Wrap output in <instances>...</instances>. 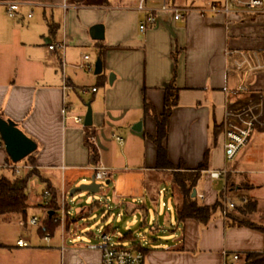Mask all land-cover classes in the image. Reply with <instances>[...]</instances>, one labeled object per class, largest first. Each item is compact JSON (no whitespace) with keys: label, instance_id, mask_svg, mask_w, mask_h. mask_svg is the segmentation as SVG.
I'll return each instance as SVG.
<instances>
[{"label":"crops","instance_id":"0c3cea01","mask_svg":"<svg viewBox=\"0 0 264 264\" xmlns=\"http://www.w3.org/2000/svg\"><path fill=\"white\" fill-rule=\"evenodd\" d=\"M14 1L32 4L31 13L34 7L39 8L40 16L31 14L28 18L27 11L19 22L2 25L0 115L15 122L36 143L32 167L52 185L50 178L59 175V183L53 185L58 191L63 185L70 190L77 181L91 178V168L103 167L110 171L109 183L115 182L112 191L118 203L137 198L141 208L148 201L156 205L154 196L160 193L162 184L171 180L172 171L155 169V147L148 139L155 134V118L143 114V103L147 102L159 116L163 90L170 83L179 93L163 145L174 166L183 162L189 170L200 165L206 153V170L224 168L226 114L247 101L264 99V70L246 74L226 70V51L230 49L256 50L264 56L262 15L246 14L231 5L227 13L190 12L173 20L170 14L157 11L164 0H145L147 11L156 16L157 22L140 32L138 26L144 13L137 10L139 0ZM168 1L181 8L224 3ZM5 2L8 0H0V5ZM49 24L56 26L55 31L49 32ZM93 26L102 27V40L90 37ZM62 42L63 50L48 49V45ZM99 48L103 49L100 59ZM84 55L89 57L91 71L80 67ZM96 62L100 63L99 73H95ZM111 75L113 81L109 84ZM87 106L92 115L89 127L83 126ZM74 117H80L82 124H76ZM138 122L140 131H135L133 127ZM113 135L122 138V144ZM114 141L124 150L112 148ZM8 161L0 149V169ZM228 168L230 172L222 176L218 187L201 173L195 186L196 193L204 196L197 199L200 204L211 206L222 200L231 185L234 194L254 188L250 177L264 175V128L255 130L251 141ZM115 174L117 178L126 174V182L115 181ZM170 187L171 181L162 190L163 195L166 191L170 197ZM170 199L177 202L175 196ZM31 205L44 212L40 196ZM128 205L130 210L134 208L127 202L126 211ZM235 208L229 215L238 216ZM253 214L250 222L260 224ZM71 216L72 223L67 221L64 225L63 243L59 227L58 238L51 236L47 253L55 255L58 264H101L100 252L88 250V243L76 229L70 232L77 218ZM165 218L166 225L156 224L154 229H159V234H171L168 238L139 242L146 251L144 264H223L233 254H238L240 264L246 253L264 252V234L231 226L220 211L212 215L206 226L191 219L174 220L173 225L167 215ZM18 240L27 246L18 247ZM13 247L15 250L11 251L25 257L23 264H41L33 257L46 252L21 238Z\"/></svg>","mask_w":264,"mask_h":264},{"label":"rangeland","instance_id":"374dc122","mask_svg":"<svg viewBox=\"0 0 264 264\" xmlns=\"http://www.w3.org/2000/svg\"><path fill=\"white\" fill-rule=\"evenodd\" d=\"M14 0H8L11 2ZM51 9H47V12H50ZM30 11L29 7H22L19 9V16L14 18H9L5 12L4 6L0 5V34L2 25H6L7 22L16 23ZM33 17L37 18L40 16L39 8L34 7L31 13ZM50 14V13H49ZM18 15V14H17ZM59 23L62 22L59 21ZM87 55L90 53L87 51ZM115 142V141H114ZM112 142V148H115L120 151L119 145ZM122 151L124 148L121 149ZM2 152L6 155L4 149ZM7 156V155H6ZM27 163V158L18 162L16 165L21 166L22 164ZM22 173L20 176L14 175L10 170L0 169V176H4L7 179L14 181L18 177L23 176ZM113 179L118 180L119 183H125L127 180V175H122L120 178H117L115 174ZM251 183L254 185L252 189H242L239 193L234 194L231 191H234V186L231 185L226 189V199L231 201L234 205H240V199L238 195H244L246 197L255 199L257 201V210L253 214L255 220H257L261 225H264V175H252L250 177ZM53 185H57L60 181V176L56 175L55 177L50 178ZM90 178H86L84 182L77 181L74 187H77L83 183H88ZM171 180H168L165 185L162 184V190L170 183ZM100 185L99 191L95 194H90L86 192H78L73 196L69 197L67 194V204L70 206V212L73 216L77 217L74 221V226L70 229V232H73L75 229L79 233L80 238L84 243H91L89 237L90 233H96L100 231H107L112 234L113 239L117 240L121 238L128 231L137 238L140 243L147 241L149 238L157 237L166 239L171 234H159V229H154L156 224L160 226L166 225L167 215L171 223L174 225L173 218V204L176 203L170 199L169 196L163 195V191L156 193L154 196L155 204H150L148 201L146 206L141 208V202L137 198H128L125 200V203H129L134 206L133 209L129 211L125 210L124 204L118 201L114 197V192L112 191L114 187L113 181L108 184H105V181L96 182ZM43 183L40 181L38 176H32L27 182L26 192L28 194L30 206L26 210L25 219L23 220L22 215H0V264H23L25 257L19 255V253L11 251L14 249L15 241L18 238L23 240H29L30 243L35 244L40 247V250L46 251L39 257H33L34 261H37L41 264H58V258L51 254L47 253L49 250L48 247H51V243H46L42 236L39 234V228L41 225V220L43 218V211L39 206L33 207L31 202L38 198L41 195ZM153 197V196H152ZM177 200V196H175ZM97 204V205H93ZM93 205L92 210L87 213L88 208ZM145 210V211H144ZM236 210V209H235ZM231 212L232 210L229 209ZM80 213L83 215L80 217ZM219 214V210L216 212V215ZM250 214V215H252ZM35 215L39 218V223L36 226H29L28 222L30 218ZM246 215L244 218L247 221H250L249 216ZM145 218V222L143 219ZM19 221L21 224H19ZM159 228V227H158ZM59 231L57 230L54 233V237L58 238ZM119 243L126 246L127 242L118 240ZM6 245L7 247H4ZM15 250V249H14ZM26 260V259H25Z\"/></svg>","mask_w":264,"mask_h":264},{"label":"built area","instance_id":"2783aa9c","mask_svg":"<svg viewBox=\"0 0 264 264\" xmlns=\"http://www.w3.org/2000/svg\"><path fill=\"white\" fill-rule=\"evenodd\" d=\"M145 0H139L137 4V10L144 13L143 18L139 22L138 30L144 32L148 28L153 27L157 18L152 12H148L145 4ZM233 5L235 8L240 9L246 14L262 15L264 16V0H224L223 6L216 4H209L204 8H190V7H178L168 0H164L158 7L157 11L170 14L173 20H179L183 18L185 14L190 12H197L199 14L205 13H217L223 11L227 13L229 7ZM5 11L9 18H14L19 9L22 6L31 7L30 3H23L18 1L5 2ZM27 17H31V11L27 14ZM58 48L63 50L64 42L53 45H48L50 51ZM88 71L92 70L89 63V57L84 55L80 65ZM226 70L246 73H256L264 70V56L259 51L249 50H234L230 49L226 51ZM93 89L92 91H94ZM227 119L225 120V129L223 132V155L225 166L221 170H204L202 171L210 180L214 182V186L218 187L219 182L224 174L230 172L228 166L232 164L240 151L244 149L257 128H264V99L262 97L254 101H247L244 104L239 105L237 108L230 110L226 114ZM76 124H82L80 117H74ZM113 138L119 144H122V138L113 135ZM0 149H3V144L0 140ZM17 163L8 161L1 166L2 169L10 170L14 175L20 176L22 173H27L33 169L28 164H22L17 166ZM95 182L108 181L110 179V171L103 167L91 168ZM67 194L69 190L64 189V185L59 191V206L58 209L53 213L54 222H58L61 228V242L63 243V229L67 221L72 223V216L70 213V206L67 204ZM197 199H203L202 194L195 195ZM50 193L48 190L43 189L40 195V203L44 208L43 217L48 212V204L50 202ZM222 208L220 213L223 217H227L230 213L229 209L233 210L235 205L226 199V196L221 200ZM241 203H246V199L242 198ZM39 223V218L33 216L30 218L28 225L36 226ZM51 236L46 234L43 240L48 243ZM122 238V237H121ZM120 237L115 240L112 234L107 231H100L96 233H90L91 243L86 245L88 250H97L100 252L101 264H144V255L140 250H133L128 245L124 246L118 242ZM18 247H26L27 243L22 240L16 242ZM64 249L62 244L61 250ZM239 261L238 254H233L229 260L223 262V264H237Z\"/></svg>","mask_w":264,"mask_h":264},{"label":"trees","instance_id":"16d2710c","mask_svg":"<svg viewBox=\"0 0 264 264\" xmlns=\"http://www.w3.org/2000/svg\"><path fill=\"white\" fill-rule=\"evenodd\" d=\"M48 29L49 32H53L56 26L49 24ZM102 55L103 49L99 48L98 59H100ZM163 93V107L159 116H156L154 109L147 102L144 101L143 103V114L152 115L155 118V134L153 137H148L155 147V169L172 171L171 187L167 191H169L170 197L177 196V202L173 204L174 220L176 222H184L191 219L201 226H206L212 215L222 208L220 199L216 200L213 205L206 206L200 204L196 197H191L192 191L195 189L202 171L207 169V153L205 154L204 161L193 170L187 169L183 162H179L177 166H174L169 161L163 141L166 139L169 131L170 117L177 104L179 89L176 88L173 83H170L163 90ZM215 133H217V130ZM91 151L94 157H96L95 151L93 149H91ZM25 164L34 166V153L27 156V163ZM32 176L39 177L40 181L45 184L44 189L48 190L51 196L47 206L48 212L41 220L38 232L42 237L46 234L52 236L60 227L58 222L53 221V213L59 206V191L49 181L45 180L34 168L14 181L0 176V215L25 216L26 210L29 207V199L26 192L27 182ZM241 200L242 198H240V205L235 208L238 216L234 217L228 215L226 220L231 226L246 227L264 234V225L255 224L242 218L256 212L257 202L254 200H246V203H241ZM93 205L88 208L87 213L92 210ZM41 208L44 207L41 206ZM143 222H145V218ZM120 240L127 242L131 249L140 250L142 254L145 255V249L140 247L139 241L132 232L128 231ZM240 264H264V252L246 253Z\"/></svg>","mask_w":264,"mask_h":264},{"label":"water","instance_id":"95a60500","mask_svg":"<svg viewBox=\"0 0 264 264\" xmlns=\"http://www.w3.org/2000/svg\"><path fill=\"white\" fill-rule=\"evenodd\" d=\"M90 37L93 40H102L103 31L101 26H93L90 28ZM100 63L95 64V73H99ZM113 76H109V84H112ZM92 124L91 109L87 106V111L84 116L83 126L89 127ZM141 122H138L133 130L140 131ZM0 140L3 144V149L12 163H18L27 158L30 154L34 153L37 149L36 143L26 136L17 126L15 122L10 119H4L0 115ZM109 182L106 181L105 184ZM100 185L94 181L93 175L88 183L81 184L69 190V197L78 192H86L95 194L99 191ZM196 190L192 191L191 197L194 198Z\"/></svg>","mask_w":264,"mask_h":264}]
</instances>
